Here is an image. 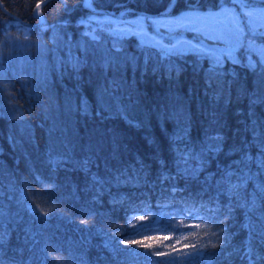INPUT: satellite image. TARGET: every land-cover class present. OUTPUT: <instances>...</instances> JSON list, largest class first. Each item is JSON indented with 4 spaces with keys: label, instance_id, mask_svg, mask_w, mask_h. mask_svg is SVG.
Returning a JSON list of instances; mask_svg holds the SVG:
<instances>
[{
    "label": "trees",
    "instance_id": "1",
    "mask_svg": "<svg viewBox=\"0 0 264 264\" xmlns=\"http://www.w3.org/2000/svg\"><path fill=\"white\" fill-rule=\"evenodd\" d=\"M41 1L0 0L4 260L141 263L154 256L155 248L142 237H132L142 225L133 216L167 208L201 218L204 244L200 255L191 256L192 264H264V172L251 166L239 201L221 194L217 184L223 167L237 159L225 155L228 149L245 140L253 143L248 122L264 124V103L249 107V96H264V19L250 22L245 15L264 9V0H220L221 8L213 7L215 0H195L193 6L199 5L202 14L227 10L229 19L235 17L234 26L243 29L234 60L227 58L230 41L202 36L208 27L226 23L224 17L197 21L160 15L168 0L85 2L113 14L92 11L84 0ZM189 2L176 0L169 11L180 12ZM35 8L43 17L34 15ZM183 45L202 52L210 46L217 49L223 72L218 84H207L214 66L210 57L165 55V49ZM108 59L119 65L117 71L102 70ZM113 79L124 82L115 89L124 103L131 93L135 126L119 118L101 120L96 114L99 90L110 88ZM217 88L223 98L210 106ZM173 96L188 111L190 141L180 142L176 121L164 116ZM81 98L91 105V116L76 110ZM213 111L217 122L210 124ZM205 131L225 137L224 151L209 156L201 167L188 160L185 149L198 152ZM182 154L187 170L196 169L190 175ZM250 154H257L255 146ZM89 156L91 164L82 168L80 161ZM154 221L162 230L169 228L166 217ZM154 258L157 264L169 260Z\"/></svg>",
    "mask_w": 264,
    "mask_h": 264
},
{
    "label": "snow or ice",
    "instance_id": "2",
    "mask_svg": "<svg viewBox=\"0 0 264 264\" xmlns=\"http://www.w3.org/2000/svg\"><path fill=\"white\" fill-rule=\"evenodd\" d=\"M228 2V0H225ZM242 4H247L248 0H240ZM195 0H190L189 4L184 5L181 8L180 12L173 13L169 11V7L175 8L176 4L174 0H168V5L165 6L164 10L160 15L171 17L173 15L179 17L181 20H197V21H219L221 17L225 18L226 23L217 25H212L203 31V38L209 41H220L227 40L230 41L232 47L226 50L227 58L235 59L232 53L235 51L236 45L241 43V35L243 33V29L238 26H234L236 24L235 17L233 16L231 19L228 18V12L225 11H212V12H203L199 9V5L193 6ZM37 9H39L40 5H36ZM214 8H221L222 5L220 0H215L213 5ZM249 21H253L256 18L264 19V9H254L248 11L246 14ZM199 42V41H198ZM203 45H201V48ZM165 55H170L172 52H176L180 55L185 54V52H192L199 56H208L213 61V67L209 71L206 80L208 87H212L213 83L219 82L220 77L223 75L222 72V60L219 56L216 55L217 49L213 47H209L205 51H201L200 48H194L191 45L186 48H174V49H165ZM220 55H224L221 53ZM252 66L251 64L249 65ZM80 65L79 63L73 65V71H78ZM102 70L108 71L111 70L113 72L119 69L118 64H113L111 59L105 60V62L100 66ZM171 76V73H169ZM124 82H118L116 79H113L110 84V88H102L99 90L98 100H97V111L96 114L101 120L114 119L119 118L123 119L130 126H135L134 121L130 118V109L131 105V93H129V103L123 102V96L116 94L115 89L120 88ZM208 95V93H205ZM223 98L222 90L217 88L212 91L210 95V106L218 105ZM173 103L171 105L170 111L164 113L165 118H172L176 121L178 128V137L180 142L190 141L191 132L189 128V115L186 109V106L181 98L176 96L172 97ZM264 103V96H257L255 94L249 96V107L252 109L256 104ZM67 106L69 111L73 110V102L71 99L68 100ZM76 110L85 116H91V105L89 102L81 98L79 105L76 106ZM211 120L209 123L217 122L215 111L209 113ZM254 117V113H251ZM250 131L253 137V143H249L247 140L242 142L239 145H232L228 152L225 155H234L237 157L236 160L231 161L229 165H225L223 170L220 172V180L217 182L218 191L221 194H227L230 197H234L239 201L240 193L244 189L245 181L248 179V172H250V168L252 165H255L258 170L264 172V124L256 121L255 119L250 120L249 122ZM225 137L222 134L209 135L207 131L204 132V140L201 141L199 151H191L188 152L187 148L185 149V153L188 157V160L198 161L203 167L208 162L209 156L218 157L221 152L224 151ZM175 142V141H174ZM255 146L257 149V154H250V148ZM91 145L88 146L89 151H91ZM181 160H184L185 167L187 173L190 175L193 171L187 170L188 160L185 159V155L182 154L180 156ZM91 157H85L84 160L80 161L82 168H87L89 164H91ZM59 166V165H57ZM236 180V183H233V180ZM260 191L264 192V184L260 186ZM261 205H264V196L261 197L260 200ZM247 206V202H246ZM255 201L251 202V207L255 208ZM190 218H196L189 211ZM175 222V221H173ZM199 225H195L194 227H198ZM6 233L0 231V264H10V262L5 261L3 258V247L5 244ZM155 255H166L165 253L157 252ZM199 252L193 254H185V259L180 260L177 257H170L168 261L162 262V264H192L191 256H198ZM11 264H15V262H11Z\"/></svg>",
    "mask_w": 264,
    "mask_h": 264
},
{
    "label": "rangeland",
    "instance_id": "3",
    "mask_svg": "<svg viewBox=\"0 0 264 264\" xmlns=\"http://www.w3.org/2000/svg\"><path fill=\"white\" fill-rule=\"evenodd\" d=\"M259 20L255 23L257 24ZM186 48V46L176 47ZM174 49V48H170ZM157 214V215H156ZM155 215L149 214H136L133 216L135 222H139L142 225L138 228V232L134 237L144 238L150 243L151 247H154L153 255L150 260H143L141 263L133 264H157L154 261L155 253H165L166 255H158L161 259L170 257H185V254H193L200 250L204 244V237L201 230V218L193 214L196 218H190L188 213H175L170 209H161ZM158 217H166V220H170L168 224L169 228L162 230L159 226L155 225L154 219ZM175 221V222H173ZM172 225H176L172 226ZM199 225L198 227H194Z\"/></svg>",
    "mask_w": 264,
    "mask_h": 264
},
{
    "label": "water",
    "instance_id": "4",
    "mask_svg": "<svg viewBox=\"0 0 264 264\" xmlns=\"http://www.w3.org/2000/svg\"><path fill=\"white\" fill-rule=\"evenodd\" d=\"M42 1H44V0H42ZM41 1V2H42ZM175 1L176 0H174V3H175ZM86 0H84V2H83V4H84V6L86 7V8H88V9H90V10H92V11H103V12H106V13H109V14H113L114 12L112 11V10H109V9H96V8H93V7H91V6H89V5H87L86 3ZM39 4V3H38ZM37 8V7H36ZM36 8L34 9V15L35 16H40V17H43L41 14H38L37 12H36ZM172 7H169V10L171 9ZM163 11H161L160 13H162ZM159 13V14H160ZM116 15H119V13H117ZM158 219V217H156V219L155 220H157Z\"/></svg>",
    "mask_w": 264,
    "mask_h": 264
}]
</instances>
